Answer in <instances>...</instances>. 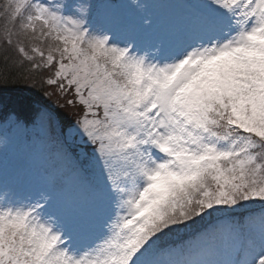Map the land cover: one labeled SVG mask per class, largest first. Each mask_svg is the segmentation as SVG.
<instances>
[{"label":"snow or ice","instance_id":"snow-or-ice-1","mask_svg":"<svg viewBox=\"0 0 264 264\" xmlns=\"http://www.w3.org/2000/svg\"><path fill=\"white\" fill-rule=\"evenodd\" d=\"M0 264H264V0H0Z\"/></svg>","mask_w":264,"mask_h":264},{"label":"trees","instance_id":"trees-1","mask_svg":"<svg viewBox=\"0 0 264 264\" xmlns=\"http://www.w3.org/2000/svg\"><path fill=\"white\" fill-rule=\"evenodd\" d=\"M9 87L12 88V89H25V88L28 87V85H24V84L16 85V84H14V85H10ZM23 94L27 95V93H23Z\"/></svg>","mask_w":264,"mask_h":264},{"label":"rangeland","instance_id":"rangeland-1","mask_svg":"<svg viewBox=\"0 0 264 264\" xmlns=\"http://www.w3.org/2000/svg\"><path fill=\"white\" fill-rule=\"evenodd\" d=\"M133 3L138 2V0H132Z\"/></svg>","mask_w":264,"mask_h":264}]
</instances>
